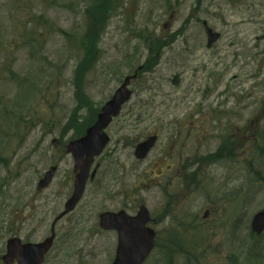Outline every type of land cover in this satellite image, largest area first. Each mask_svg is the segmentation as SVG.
Instances as JSON below:
<instances>
[{"label":"rangeland","instance_id":"obj_1","mask_svg":"<svg viewBox=\"0 0 264 264\" xmlns=\"http://www.w3.org/2000/svg\"><path fill=\"white\" fill-rule=\"evenodd\" d=\"M111 4L99 61L85 78L96 107L145 62L141 38L158 36L164 49L148 59L150 72L133 83L129 103L106 129L110 142L94 161L96 177L57 221L44 264H109L115 237L100 230L98 215L133 214L141 205L157 232L144 264H264V233L251 242L248 230L264 210V155L251 144L264 141V0ZM92 6L0 0V255L11 237L48 238L72 191L73 162L64 151L72 134L63 127L76 106L80 58L61 32H80ZM203 21L221 35L210 49ZM152 133L157 143L139 162L134 147ZM224 134L234 137L235 160L209 162ZM50 166L57 167L51 184L37 190Z\"/></svg>","mask_w":264,"mask_h":264},{"label":"water","instance_id":"obj_2","mask_svg":"<svg viewBox=\"0 0 264 264\" xmlns=\"http://www.w3.org/2000/svg\"><path fill=\"white\" fill-rule=\"evenodd\" d=\"M207 38L206 47L210 48L217 42L220 35L208 28L203 22ZM140 68L137 69V71ZM137 78V72L126 76L120 86L114 91L110 99L101 107L96 121L89 127L85 134L77 140L70 141L66 146V153L73 161L74 181L70 197L66 200L63 211L55 221L71 213L81 201L88 181L95 178L98 165L91 170L95 158L100 156L109 143V137L105 130L112 120L119 116L123 106L127 104L132 96L130 90L131 82ZM178 76H174L171 83L177 85ZM157 137L149 136L134 148V158L143 161L155 146ZM56 167L51 166L44 173L37 184V190L46 189L51 183ZM208 215L206 211L204 217ZM149 212L141 206L134 217L128 216L124 211L117 213L104 212L98 216L100 229L115 230L117 233V247L112 264H142L154 247L155 233L146 227L149 223ZM250 228L253 233L260 235L264 231V210L254 214ZM55 234L41 243H22L17 237L9 238L5 244V253L1 256L2 264H42L44 257L50 250Z\"/></svg>","mask_w":264,"mask_h":264},{"label":"trees","instance_id":"obj_3","mask_svg":"<svg viewBox=\"0 0 264 264\" xmlns=\"http://www.w3.org/2000/svg\"><path fill=\"white\" fill-rule=\"evenodd\" d=\"M98 1L99 0H93L92 10L88 11L85 14L86 19L80 32H61L64 36V39L75 46V50L79 54L78 58H80L73 72L72 86L74 88V98L76 101V106L63 127V132H71V140L77 139L84 135L85 130L90 127L95 121L100 109V107H96V105L93 104L85 94V78L87 74H90L95 69L99 61L100 54L97 50L98 41L101 32L105 27V21L108 17V10L112 5L111 0H100V3H98ZM37 20L40 23L41 19L37 18ZM41 26L44 27L46 26V24L43 23V25ZM153 38L154 37L151 34L148 37L144 36L143 38H141L147 51V57L142 65L141 71L138 72V78L143 73L150 72L149 70L152 68L153 64L151 63L148 65V59L156 53L157 56H160V52L164 49L163 39H159L157 36V42H155ZM81 113H84V115H81ZM220 139L221 142L216 152L208 156L206 160H209V162H221L230 159L234 161L237 155V149H234V137L228 134H224V139L222 138V136H220ZM251 144H255L258 155H264L263 139L258 140L257 138V142L255 141L253 143V141H251ZM187 166L182 167L187 168ZM185 171H187V169ZM251 173L254 174L257 181H262L259 170L251 168ZM195 176L196 174L193 172L188 174L186 178L191 179L195 178ZM191 181L193 180L191 179ZM248 230L250 232L249 240H251V242L252 240L259 238V236H256L250 230V227L248 228Z\"/></svg>","mask_w":264,"mask_h":264},{"label":"flooded vegetation","instance_id":"obj_4","mask_svg":"<svg viewBox=\"0 0 264 264\" xmlns=\"http://www.w3.org/2000/svg\"><path fill=\"white\" fill-rule=\"evenodd\" d=\"M187 163V162H186ZM136 214V212L135 213H133L132 215H135ZM151 217V216H150ZM57 224V221H56V223H55V225ZM156 224V220L154 219V218H151V222L149 223V225L147 226V227H149V228H151V229H153L154 231H155V229H154V225ZM55 227V226H54ZM53 232H54V234H55V228L53 229ZM106 233V232H105ZM107 233H111V234H113L114 235V237H115V248H114V252H113V256H112V258H111V260H110V263L109 264H112V262H113V260H114V257H115V251H116V246H117V234H116V232H114V231H109V232H107ZM51 234H52V225H51V227H50V236H51ZM55 239H56V234H55ZM55 239L53 240V243H54V241H55ZM45 240V239H44ZM43 240V241H44ZM23 243H29V242H24V241H22ZM157 242V232L155 231V243ZM32 243V242H31ZM38 243H41V241L40 242H38ZM155 246H156V244H155ZM52 247H53V244H52ZM52 247H51V249H50V252H51V250H52ZM50 252H48V254L50 253ZM47 254V255H48ZM46 260V256H45V259H44V261ZM44 264V263H43Z\"/></svg>","mask_w":264,"mask_h":264}]
</instances>
